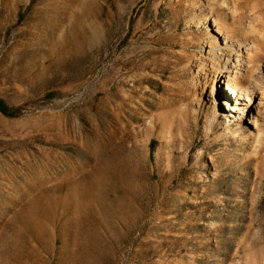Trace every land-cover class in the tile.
<instances>
[{"label":"rangeland","instance_id":"rangeland-1","mask_svg":"<svg viewBox=\"0 0 264 264\" xmlns=\"http://www.w3.org/2000/svg\"><path fill=\"white\" fill-rule=\"evenodd\" d=\"M256 77L264 0H0V264H264Z\"/></svg>","mask_w":264,"mask_h":264},{"label":"bare ground","instance_id":"bare-ground-1","mask_svg":"<svg viewBox=\"0 0 264 264\" xmlns=\"http://www.w3.org/2000/svg\"><path fill=\"white\" fill-rule=\"evenodd\" d=\"M227 78H230V76L228 75ZM250 80H251V81H249L250 84L248 86H246V88L239 94V96L236 95V100H238L239 98H242V95L249 97V94H251L253 91V89L250 88L252 85L255 87H256V85H261V87L264 88V84H261L260 80L257 77L254 79H250ZM262 97H264V94H262ZM232 110H235V108L233 107Z\"/></svg>","mask_w":264,"mask_h":264},{"label":"trees","instance_id":"trees-1","mask_svg":"<svg viewBox=\"0 0 264 264\" xmlns=\"http://www.w3.org/2000/svg\"><path fill=\"white\" fill-rule=\"evenodd\" d=\"M0 110L6 114V115H9V116H15L18 114V110L17 109H14V108H11L9 107L5 101L1 100L0 99Z\"/></svg>","mask_w":264,"mask_h":264}]
</instances>
